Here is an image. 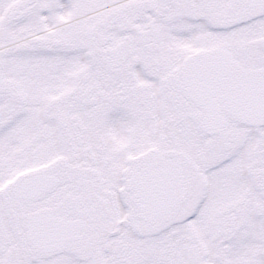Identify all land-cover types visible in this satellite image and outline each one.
I'll use <instances>...</instances> for the list:
<instances>
[{
  "label": "snow or ice",
  "instance_id": "snow-or-ice-1",
  "mask_svg": "<svg viewBox=\"0 0 264 264\" xmlns=\"http://www.w3.org/2000/svg\"><path fill=\"white\" fill-rule=\"evenodd\" d=\"M0 264H264V0H0Z\"/></svg>",
  "mask_w": 264,
  "mask_h": 264
}]
</instances>
